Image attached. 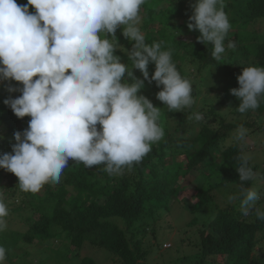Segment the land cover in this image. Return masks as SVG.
I'll use <instances>...</instances> for the list:
<instances>
[{"label": "trees", "instance_id": "16d2710c", "mask_svg": "<svg viewBox=\"0 0 264 264\" xmlns=\"http://www.w3.org/2000/svg\"><path fill=\"white\" fill-rule=\"evenodd\" d=\"M16 2L19 5V2L27 4V0ZM223 3L231 24L224 42L228 55L226 58L223 54L220 60H216L212 57L213 46L198 42L199 31H190L187 27L193 14L187 0H146L140 13L141 18H144L140 29L145 42L149 45L158 42L161 50L171 51L172 60L182 77L191 81L190 77L197 75L193 77L196 80L191 81L194 105L182 112H170L165 106L159 123L168 142L159 141L152 145L151 152L140 163L126 168L122 175L110 176L97 166L88 168L82 163L72 164L76 161L69 159L63 171L64 180L57 189L47 188L43 196L39 192L28 193L38 201L27 203L34 215L27 216L24 213L25 199L17 206L13 205L12 216H9V222L6 220L7 228L0 238V246L6 249L4 264H33L32 250L22 242L31 244L40 238L53 243L59 237H64L67 245L77 249L78 254L88 245L90 248L108 250L115 264H148L152 246L147 243V236L150 234L157 239L160 227H156L155 223L162 218L160 216L174 214L175 211L189 216L185 224L189 231L193 229V234L189 236H199L195 245L199 253L193 256L196 264L257 263L254 255L257 245L264 240V220L258 219L254 212L252 219L251 216L245 217L238 200L229 201L217 193L229 186L241 190L255 188L257 192H260L259 188L264 190V168L257 172V166L250 165L257 173L256 178L247 182L239 180L235 169L239 167L238 158L243 152L237 143H228L241 124L250 133H264V101L258 109L240 114L235 109L241 101L231 95L229 89L222 103L213 104L211 96L215 88L210 85L204 68L228 71L231 84L235 83L238 89L237 77L242 74L244 67H264V24L257 25L262 32L255 29V23L264 22V0H223ZM29 11L34 13L35 9L29 7ZM115 35L118 46L123 45L122 48L131 51L132 44L123 37L120 28ZM230 41L235 44L234 48H227ZM115 55L121 57L122 63H130L129 55L123 50H117ZM189 66L195 69L193 73ZM154 71L155 65L149 63V79ZM133 73L135 77L143 79L139 70H133ZM145 85L151 93L162 90V86L157 87L155 81H144ZM14 87L19 89L22 85L15 82ZM20 95L19 91L5 93L0 89V155L11 153L16 143L14 134L23 133L28 128L30 117H16L4 103ZM206 97L210 99L206 100ZM231 98L237 100L233 108L229 106ZM156 100V96L150 100L154 107L157 106ZM199 103L203 119L196 121L193 114L198 113L196 107ZM159 105L164 104L159 102ZM218 106L231 109L228 113H218ZM172 120H175V126L169 129V121ZM97 128L99 130L100 126L97 125ZM167 145L170 147L169 155L166 152ZM186 145L189 148L182 153ZM177 152L184 154L179 161L175 160ZM203 167L213 174L216 183L197 189V203L189 210V203L178 199L180 186L173 185V173L185 177ZM18 183L14 174L0 169V192L4 193L5 202L13 201L17 196L28 197L21 193ZM175 198L184 209L176 208L174 203L170 205ZM262 200L264 197L257 204L260 205ZM208 207L216 210L215 215L201 217L199 212ZM37 215L39 217L35 219ZM114 217L120 218L125 228L119 227L112 220ZM54 226L58 228L55 233ZM127 230L132 232L131 237L127 236ZM56 254V259H46L39 264H66V257L59 252ZM70 258L76 263L77 258ZM77 264L97 263L86 255Z\"/></svg>", "mask_w": 264, "mask_h": 264}, {"label": "clouds", "instance_id": "9594fccd", "mask_svg": "<svg viewBox=\"0 0 264 264\" xmlns=\"http://www.w3.org/2000/svg\"><path fill=\"white\" fill-rule=\"evenodd\" d=\"M145 2L27 0L19 5L16 0H0V81L22 85L9 87V92L21 95L4 103L16 117H30L28 128L14 134L12 152L0 155V169L18 178L22 192L37 193L45 184H58L69 159L84 167L97 166L110 176L140 163L165 135L159 123L162 109L138 95L144 81L162 86L156 99L170 112L194 105L192 83L181 76L171 51L161 50L158 42H145L140 29ZM187 27L199 31L198 42L213 46L214 59L222 58L231 29L223 0H196ZM118 28L132 44L128 64L115 55L122 50L115 35ZM234 47L231 41L227 44ZM149 63L155 65L150 79ZM237 80L239 88L230 90L241 101L235 111L258 109L264 101V67H244ZM193 116L203 119L201 113ZM248 131L239 125L233 140L245 142ZM238 159L239 180H254L257 173L249 158L243 154ZM262 197L264 193L246 188L228 199L239 201L242 215L254 212L264 220V207L257 206ZM9 216L0 192V232L7 228ZM118 219L112 218L120 227ZM5 260L6 249L0 246V264Z\"/></svg>", "mask_w": 264, "mask_h": 264}, {"label": "rangeland", "instance_id": "374dc122", "mask_svg": "<svg viewBox=\"0 0 264 264\" xmlns=\"http://www.w3.org/2000/svg\"><path fill=\"white\" fill-rule=\"evenodd\" d=\"M187 2L193 10V5L196 3V0H187ZM19 3L20 5L23 4V2H19ZM163 3L164 5H166L165 1H163ZM142 24H144V18H141L140 27ZM255 24H256L255 29L258 30L260 28H257V25L264 24V22L260 21L259 23H255ZM157 27L158 26L153 27V28H157ZM118 47L119 49H122L123 52L126 53L127 55H129L131 52L129 48L128 49L122 48L123 45H120ZM224 55L227 58L228 49H226ZM125 64H128V62H126ZM189 68H190V72L193 73V70L195 71L193 67L189 66ZM204 73L210 85L214 86L215 88L214 94L211 96L213 104L222 103L225 98V93L229 92V89L231 90V89L236 88L235 83L231 84V81H230L231 76L228 71H225L223 69H215L213 67H208V68H204ZM193 77H190L191 81L196 80ZM14 83L15 81H10V82L0 81V89H2V91L5 93H9L8 88L9 87L15 88ZM157 93L158 92L151 93L149 88L145 85L143 90L140 92V95L143 94L146 98L151 100L154 98V96H156ZM208 99L210 98L206 97V100ZM159 102H160L159 100H156V103H157L156 107L161 108L162 109L161 113H162L165 110V106L164 105L160 106ZM236 105H237V100H234L233 98H231L229 102V106L233 108ZM230 107L228 106L219 107L218 106L217 108L218 113H228V111L231 109ZM201 108L202 107L199 103L196 107L198 113H202L200 112ZM263 115H264V112H263ZM169 122H168L169 129H173V127L175 126V120H172ZM198 126L199 125H197L196 128ZM161 142L167 143L168 137L167 136L163 137ZM228 143L229 144L237 143L241 147L244 156H247L249 158V162L251 163L250 165L253 167L257 166V172L261 171V169L264 168V133L263 132L262 133L248 132L246 140L243 143L236 142L233 140V137H231L229 138ZM188 148H189V145L184 146L183 151L181 152L185 153L186 151L184 150ZM166 152L168 153V155L170 154V147L168 145L166 146ZM183 155L184 154L177 152L175 154V160L179 161L180 157H182ZM76 163L77 162H73L72 164H76ZM92 170H95V169H92ZM173 174L175 176L173 185L180 186V192L178 193V199L179 201H184L186 203H189V206H188L189 210L192 209V207L197 203V198H196L197 189H199L203 185H206L208 187L209 183L210 185H214L216 183L215 177H213L212 176L213 174H211L210 171L207 170V167L200 168L197 171H192L190 174H187L185 177H183L182 174H178L177 176L175 175V172ZM64 176L65 175L62 173L60 182L58 184H52V183L45 184L43 188L39 191V194L42 196L45 195L47 188H51L53 190L57 189L62 184L64 180ZM220 189H218L217 191H219ZM259 190L261 193H264L263 189L259 188ZM241 191L242 190L238 189L237 187L229 186L227 189L222 188V191H220L217 194L222 195L228 200V197L230 195L239 193ZM21 193L28 195V197L17 196L16 198L13 199V201L9 200L5 202L8 208V213H10L13 210L14 208L13 205L17 206L18 203L22 199H25V201L27 202L23 204L24 213L27 216L34 215L33 213L29 211L31 207L27 203H30V202L38 203L37 199L33 195H29L28 193H25V192H21ZM179 201H177V199L175 198L173 202L172 201L170 202V205H173L174 203L173 206H176V208L180 207L184 209L182 204ZM234 202H237V201H234ZM257 206L264 207V200H262L260 205L257 204ZM179 211L181 212V210ZM215 213H216V210H214L211 207H208L205 209V211H200L199 215L201 217H208V216L213 217ZM249 216H251V219L254 217L253 213H250L248 216H245V217H249ZM38 217L39 215H37L35 219H37ZM113 219H118V218H113ZM188 219H189V216L187 214L182 215L181 213H178V211H175L174 214L169 213V215H163V217L155 223V226L160 227V229L157 232V235H158L157 239L154 238L150 234L147 236V243L150 246H152V251L147 258L148 264H196V260L194 259L193 256H197V254L199 253V248L195 246L197 244V237L199 236H196V238H192L189 236L193 234V229H190L189 231L188 229L185 228V224ZM115 221L120 225V227L125 228V225L121 220L118 219ZM16 223L19 224V220H17ZM57 230L58 228L54 226L53 233H55ZM3 232L5 231L0 232V238L4 235ZM126 234L128 237H131L132 232L130 230H127ZM187 236H188V241H183V238ZM52 242L53 243H51L50 241L44 242L40 238H38L31 244L23 243V242L22 244L26 245L29 250H32L33 256H32L31 261L33 264H39L40 262L46 259L52 261L57 258L56 253L58 252L62 256L66 257V264H77L83 257L85 258L86 255L89 257H92L96 261L97 264H115L112 260L113 258L112 254L104 248H97L93 246H91L92 248H90V246L86 245V248L82 249L80 254H78L77 249H75L73 246L67 245L68 242L66 241L64 237H59L57 239H54ZM263 243H264V240L261 241V243L257 245L256 247L257 252L254 255L257 261L256 264H264V244ZM170 245L171 247L169 248ZM44 247L50 248V249L43 250L42 248ZM50 256H51V259H50ZM70 257L77 258L75 260L76 263H74V260Z\"/></svg>", "mask_w": 264, "mask_h": 264}]
</instances>
